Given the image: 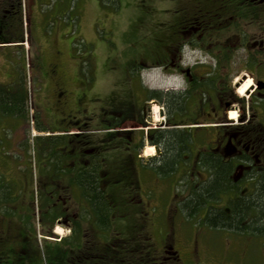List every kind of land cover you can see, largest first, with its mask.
Returning <instances> with one entry per match:
<instances>
[{"label":"rangeland","instance_id":"rangeland-1","mask_svg":"<svg viewBox=\"0 0 264 264\" xmlns=\"http://www.w3.org/2000/svg\"><path fill=\"white\" fill-rule=\"evenodd\" d=\"M17 1L19 4L14 23L26 39L25 83L31 116L38 118L42 125L48 122L44 106L45 95L37 67L41 65L43 57L46 61L51 58L54 43L60 42L63 47L62 66L70 75V87L76 90L77 86H81L83 90H87L89 107L94 111V132L89 134L91 142L86 147L90 149L103 142L106 148L103 151L106 168L112 169V174L120 172L121 168L123 169L122 163L126 162L124 152H121L122 145L112 139L108 140L110 142L108 145L106 136L108 132L103 129L101 115H104L105 111L106 115L111 117L108 114L109 109L141 110L144 104L147 110L143 122L128 123L123 127L135 128L134 131L143 137L152 129L166 131L171 127L165 124L166 107L153 99H147L146 93L150 90L177 91L184 86L183 79L172 75L177 71L184 76L180 69L173 68V65L177 64L176 60H164L163 63L166 64L164 68L155 64L154 60L168 54L167 45L172 24L181 13L179 6L189 4V0L188 3L184 0ZM202 3L209 8L210 4L215 2L205 0ZM222 3L231 5L228 12L224 11L225 17L228 16L227 22L235 20L236 28L239 30L238 35L234 37L229 35L223 39L222 45L236 44L238 36L239 41H244L243 45L238 43L235 50H231L228 72L226 73L223 67L222 75L228 79L231 87H235L233 95L246 102L250 99L252 86L249 85L242 94L238 93V89L245 82L241 79H250V84L252 83L250 69L247 67L249 57L254 55L255 49L263 47L264 50V7L263 4L257 7L255 3V7H250L246 0H223ZM250 3L253 4L251 1ZM225 23L224 25H229ZM51 41L52 44L49 45ZM200 53L201 56L199 54L192 56L189 50H186L181 64L186 67L187 63H192L196 58L209 63L210 57ZM261 57L264 59V56ZM133 63L139 64L136 65L137 68L133 67L135 66ZM132 68L134 72L131 71ZM203 90L204 94L202 89H199L196 99L211 101L209 96L212 94L211 89ZM46 95L49 98L48 92ZM83 105L84 103L81 107ZM187 106L188 113L195 108L191 100H188ZM255 108L259 109L258 120L264 124V107ZM244 109L245 113L239 104H232L222 120L209 121L203 117L194 125L205 122H232L235 125L241 115H247L246 105ZM249 111L252 113L251 109ZM231 112H236L235 118H230ZM193 122V120L172 122L180 125V128L187 126L186 129L196 131L198 134L192 135L193 141L189 149L191 153L183 151L177 158L176 171L169 175L158 172L154 167L157 166L154 157L163 156L164 152L158 148L159 152L156 153L154 146L144 140L139 151L140 156L133 155L134 161L139 159L137 164L133 163L132 167H129L128 178L132 176L136 181L134 187L129 189L125 184L126 180L114 181L112 185L109 183L107 188L113 212L109 216L111 223L108 224L107 234L102 235L101 231H96L98 227L93 219L87 222L84 216L88 211L81 209L83 200L77 195L75 187L64 182L66 179H63L62 186L67 202L63 203L62 209L68 218L79 223L86 229L85 231H89L87 232L89 237L110 239V242H113L117 237L125 239L128 235L133 237L136 235L139 240L150 243L153 251L151 255L154 256V250L156 252L155 259L174 257L173 262L170 261L168 264H264V238L238 235L195 223L193 219L184 216L178 205L183 195L187 193L184 186L189 183V179H193L194 176L199 179L205 177L199 174L189 176L185 173L186 169L191 167V155L197 152L198 147H212L217 129L222 127L210 125L205 128H194L191 124ZM34 123H30L31 131L26 139H23L25 137L23 127L14 124L15 132L10 134L13 137L0 140V264H14L17 259L23 261L22 264H61L58 261L61 253L59 247L49 250L44 244L45 241L58 243L60 238L69 236V228L63 224L56 223L52 232L47 231V221L44 219L49 215L43 216V220H40L42 194L39 190L47 186L42 174L49 173L48 171L42 173L40 170L42 159H39L34 140L46 133L35 130ZM116 127L117 125L113 126L110 132L116 131L114 130ZM23 142L26 149L20 146ZM66 146H68L66 150L69 151L74 144ZM150 147L154 149L152 155L145 152ZM149 159H152L150 162L153 166L147 162ZM71 160L67 158L63 164H69ZM23 177L26 179L24 182ZM104 199L106 200V197ZM31 215L32 220L27 219ZM201 216L202 214L199 217ZM92 233L96 235L92 236ZM24 242L31 243L32 246L22 249L20 243ZM165 250L169 254L164 252Z\"/></svg>","mask_w":264,"mask_h":264},{"label":"flooded vegetation","instance_id":"flooded-vegetation-1","mask_svg":"<svg viewBox=\"0 0 264 264\" xmlns=\"http://www.w3.org/2000/svg\"><path fill=\"white\" fill-rule=\"evenodd\" d=\"M202 1L205 0H189V4L179 6L181 8V13L172 24L167 45V57L171 56V58L167 59L177 61V64H172L174 66L173 68L180 69L184 78L177 71L172 75H176L183 79V91L191 92L192 95L189 100L195 105V108L188 113V106H186V109L182 112H177L172 107L170 119L168 122L165 121V124L169 123L171 127L180 128V125H176L172 122L193 120L194 122L191 124L194 128H205L210 125L222 126L217 129L218 132L213 139L211 149L219 153L224 152L227 158L236 159V170L243 171L253 164L255 166L258 165L260 162L258 156L264 155V147L260 144L261 140L259 137V134L264 129V124L258 120L259 114L257 112H259V109L255 108L260 106L264 107V87L257 86L258 82L264 83V59L261 57L264 56V50L263 47L262 49H255L254 55L249 57L248 64H251H247V67L250 69L249 73L252 76V83L250 84L252 88L249 93L250 99L244 102L247 106V115H241L239 121H236L238 123L235 125L232 122H205L204 124L194 125L198 124V121L203 119V117L209 121L217 119L222 120L232 104H239L243 109L242 112L245 113L241 99L233 95L235 87H231L228 79L222 75L223 67H225L224 70H226V73L228 72V65L230 62L228 60L231 52L235 50L238 43L240 45L244 43L243 40H241L242 42L239 41L240 37L238 36L236 38V44L225 45L226 47L222 45L223 39L228 38L229 35L234 37L238 35L237 33L239 32L236 28L237 22L235 20L227 22L228 16L225 17L226 14L224 11L228 12L231 5L222 3L223 0H211L216 4L212 3L208 8ZM248 1L249 0H246V2ZM250 1H255L257 7H260L261 4H263L262 7H264V0ZM256 1L258 2L256 3ZM184 2L188 3V0H184ZM18 4L19 2L17 0H0V123L2 124L0 127V140L13 137L10 134L15 132L16 125L18 127H23V134L25 135L23 139H26L30 135V123H34L33 121H35L33 126L35 130L46 133L42 134L40 137L46 135L49 138L62 139V137H66L67 139H72L74 146L69 150L70 152L66 150L68 146L58 144L55 148L56 156L59 157V155L62 156L65 153L67 158L72 159L71 163H59L55 167L52 166L50 168L47 164H42L40 167L42 173L47 171V173H49L42 174L47 182V186L39 190L42 194L40 196L41 202L62 209L63 203L67 202V198L63 195V168H70L72 177H75V172L81 167L89 166V169L92 171L96 169L100 176L102 187L107 192L109 183L112 185V182L117 181V179L115 178L116 175L111 173L112 169L106 168V159L103 157V151L106 149L104 143H99L90 149L86 147V145L91 142V136H89V134L94 132V111L89 107V92L85 89L83 90L81 86H77L76 90L73 89L74 91L70 87V75L67 73L68 70L63 69L62 66V64H64L61 58L63 55V47L60 42L56 41V43H54L51 58L46 61L43 57L41 65L39 64L37 67L39 81L42 82L43 94L45 95V100H43L45 102L44 106H46L45 112L47 111L48 122L42 125L41 122H38V118L36 119V117L34 118L31 116L25 83L26 49L24 45L26 39L14 23V18H16L18 11ZM246 4H249L250 7H255L254 2L253 4ZM224 23L229 25L226 26ZM233 37H231V39ZM50 44H52V41L49 45ZM186 50H189L192 56L196 54L201 56L200 52H202V54L204 53L210 57V62L206 63L207 61H201L196 58L192 63H187L185 65L186 67H184L181 62ZM165 66L166 65H162L163 68ZM251 69L254 72L251 71ZM241 81L243 82L245 80L241 79ZM241 81L238 82V85H240ZM80 82L83 83V81ZM197 86L198 88L196 89ZM204 88L207 91L211 89L212 94L209 95L211 101L210 99L203 101L196 99L199 89H202L204 92ZM181 89L182 88L177 91H182ZM47 92L49 98L46 95ZM253 98H256V100L254 101ZM83 103L84 105L81 107ZM250 109L252 113H249ZM146 110L147 106L143 104L141 110L139 108L132 110L126 108L125 110L120 109L116 111L109 109L108 114H110L111 117H108L105 111L104 115H101V121L104 122L103 129L108 132L106 135L108 145L110 144L108 141L110 139H112V141L117 140V142L122 145L121 152H124L126 162L122 163L123 169L121 168L119 175L123 182L126 180L125 184L129 186V189L133 188L136 184L132 176L128 178L129 167H132L133 163L137 164L139 160L134 161L133 155L135 154L136 157H139V151L142 149L144 140L148 142L151 137L147 134L143 137V135H139V133L134 131L135 128L123 127V125L128 123L140 124L141 120L144 118V114H146ZM115 112H117L118 116L113 115ZM113 120L118 121L114 122ZM11 123L13 125H11ZM115 125H117L114 129L116 131L110 132ZM71 128H75L76 130L70 131ZM191 134L198 135L196 131L192 130ZM20 146L26 149L25 142ZM157 147L161 149L159 146ZM200 148L201 147H199V149ZM198 150L192 155L191 164L194 166V172L202 177H206L204 170L196 166V162L199 159ZM243 154L249 155L250 158L252 157L254 163L252 164L245 160ZM95 157L98 158L99 164L92 163ZM151 160L152 159H149L147 162L151 163ZM189 169L187 168L186 171ZM130 172L132 175L131 169ZM22 181L24 182L26 179L23 177ZM64 182L66 181L64 180ZM245 184L247 185V182ZM76 218L80 219L78 217ZM44 220L47 221V231L49 230V232H52L56 223L63 224L69 228V236L74 230L81 227L79 223L68 218L67 215L59 214L54 217L49 215V217ZM107 222L111 223L110 217H108ZM81 230L86 232V229L82 227ZM96 231L100 232L98 229ZM164 252L169 254L166 250ZM167 258L169 261H172L174 257L165 256L164 260H167Z\"/></svg>","mask_w":264,"mask_h":264},{"label":"trees","instance_id":"trees-1","mask_svg":"<svg viewBox=\"0 0 264 264\" xmlns=\"http://www.w3.org/2000/svg\"><path fill=\"white\" fill-rule=\"evenodd\" d=\"M253 2L255 3V1ZM166 56L167 54L162 58L155 59V64L166 65L163 63L164 60H167ZM133 65L135 68L139 64L133 63ZM134 68L131 69L132 72H134ZM202 93L204 94V92ZM146 95L147 99H153L166 107L168 122L172 107L177 112L184 111L192 94L183 90L166 92L150 90ZM241 103L245 107L244 100L241 99ZM113 115L118 116L117 112ZM168 125L171 124L168 123ZM147 135L151 137L148 140L149 144L159 146L164 152L163 156L154 157V160H157L154 162L157 166L154 167L163 175H169L176 171L177 158L181 152L189 151L191 153L189 149L193 140L190 129L169 128L166 131L152 129L147 131ZM259 137L260 144L264 147V130L259 134ZM34 140L38 148L39 159H42V164H47L49 168L55 167L59 163L63 164L67 159L65 153L62 156H56V146L73 143L72 139L68 140L66 137H62V139L36 137ZM198 154L199 159L196 166L207 172V175L203 179L194 176L198 173L194 172L192 164L190 169L185 172L189 176L193 174L194 177L191 180L188 177L189 183L184 186L187 193L178 202L184 216L212 229L264 238V155L258 156L260 162L255 166L252 157L243 154L245 160L253 165L240 171L236 170V159L227 158L224 152H215L211 147L204 146L198 150ZM92 163L99 164L98 158L95 157ZM150 164L152 165V163ZM166 165L167 167H165ZM71 173L72 171L68 167L62 170L66 183L75 187L78 191L77 195L83 200L81 209L88 211L84 217L87 222L93 219L102 235L107 234L106 230L109 224L107 220L113 212L112 200L102 187L98 172L96 169L92 171L89 166H84L75 172V177H72ZM113 174L116 175L117 181L121 180L119 171ZM40 204V212H42L40 220H43V216L54 217L66 213L59 207L42 202ZM29 209L32 212L31 207ZM201 214L202 216L199 217ZM32 218V215L27 217L30 220ZM93 235L96 234L92 233ZM116 239V241L110 242V239L91 238L87 231L84 232L79 227L70 236L60 239L58 243L45 241L44 247L49 250L59 247L61 253L58 261L61 264H168L170 262L168 258L164 260L165 257L155 259L156 252L154 250V256L151 255L153 251L150 243L139 240L140 238L136 235L134 237L128 235L125 239L121 237ZM20 245L22 249L32 246L28 242L20 243ZM22 263L23 261L18 259L14 261V264Z\"/></svg>","mask_w":264,"mask_h":264},{"label":"bare ground","instance_id":"bare-ground-1","mask_svg":"<svg viewBox=\"0 0 264 264\" xmlns=\"http://www.w3.org/2000/svg\"><path fill=\"white\" fill-rule=\"evenodd\" d=\"M250 79H247V80H245V82L239 87V89H238V93L239 94H242L247 88H248V86L250 85ZM156 112V111H155ZM229 116H230V118H235L236 117V112H231L230 114H229ZM157 117V116H156ZM146 152V154H148V155H152L153 154V152H154V149L153 148H148V150L147 151H145Z\"/></svg>","mask_w":264,"mask_h":264},{"label":"water","instance_id":"water-1","mask_svg":"<svg viewBox=\"0 0 264 264\" xmlns=\"http://www.w3.org/2000/svg\"><path fill=\"white\" fill-rule=\"evenodd\" d=\"M257 86H260V87H264V83L263 82H258L257 83ZM154 148H155V151H156V153H158L159 151H158V148L156 147V146H154Z\"/></svg>","mask_w":264,"mask_h":264}]
</instances>
